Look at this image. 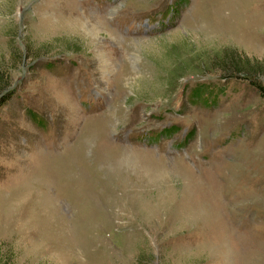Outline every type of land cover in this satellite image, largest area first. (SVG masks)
Masks as SVG:
<instances>
[{"label": "rangeland", "instance_id": "1", "mask_svg": "<svg viewBox=\"0 0 264 264\" xmlns=\"http://www.w3.org/2000/svg\"><path fill=\"white\" fill-rule=\"evenodd\" d=\"M0 64V264H264V0H0Z\"/></svg>", "mask_w": 264, "mask_h": 264}, {"label": "trees", "instance_id": "2", "mask_svg": "<svg viewBox=\"0 0 264 264\" xmlns=\"http://www.w3.org/2000/svg\"><path fill=\"white\" fill-rule=\"evenodd\" d=\"M4 66V65H3ZM5 67V66H4ZM253 68H250V67H239L237 65H233L232 63V66H229V71L230 72H245V73H251V72H255L257 74H261V70L259 71L258 68L254 69V66H252ZM5 70H3V67L1 66L0 64V83L2 82V79L4 78L3 76V72ZM225 72V71H224ZM251 77V83L252 85H254L257 89H259V91L261 92V94L264 95V84L261 82V80H257L256 77H252V76H249ZM1 86V85H0ZM6 86H2L0 87V106L4 105L9 99L12 98L13 94L10 92V93H4V89H5ZM207 87V86H206ZM203 91L205 90V88L202 89ZM194 93V92H193ZM199 94V90H195V94Z\"/></svg>", "mask_w": 264, "mask_h": 264}, {"label": "water", "instance_id": "3", "mask_svg": "<svg viewBox=\"0 0 264 264\" xmlns=\"http://www.w3.org/2000/svg\"><path fill=\"white\" fill-rule=\"evenodd\" d=\"M5 93V92H4Z\"/></svg>", "mask_w": 264, "mask_h": 264}]
</instances>
